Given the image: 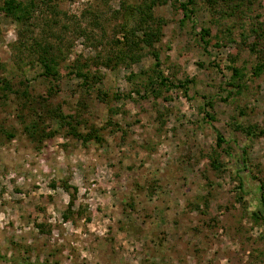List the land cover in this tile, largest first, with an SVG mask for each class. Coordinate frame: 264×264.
I'll list each match as a JSON object with an SVG mask.
<instances>
[{
    "label": "rangeland",
    "instance_id": "rangeland-1",
    "mask_svg": "<svg viewBox=\"0 0 264 264\" xmlns=\"http://www.w3.org/2000/svg\"><path fill=\"white\" fill-rule=\"evenodd\" d=\"M196 1L185 22L172 0L155 7L164 20L154 43L160 68L174 84L191 80L186 92L162 89L155 98L133 91L154 60L149 48L139 63L122 56L120 0H56L51 31L35 14L37 38L61 45L56 78L41 75L26 50L23 64L14 63L16 24L0 15V80L18 89L24 82L48 105L78 113L79 132L95 125L102 136L83 142L61 128L34 141L16 117L14 95L0 97V264H264V218L252 215L264 208V136L232 128H264V70L252 74L264 48L246 44L264 21V0L244 1L234 13ZM203 27L211 28L206 47ZM230 66L241 69L240 91ZM209 100L212 108L203 109ZM46 122V130L58 128ZM216 131L226 139L220 146Z\"/></svg>",
    "mask_w": 264,
    "mask_h": 264
},
{
    "label": "trees",
    "instance_id": "trees-1",
    "mask_svg": "<svg viewBox=\"0 0 264 264\" xmlns=\"http://www.w3.org/2000/svg\"><path fill=\"white\" fill-rule=\"evenodd\" d=\"M167 1L168 0H141L139 3L126 4L125 0H120V7L123 10L122 13L126 16L125 24H123V28H121L125 33L124 45L126 49L125 52L121 51L122 56L128 59L129 63H139L141 58L140 51H143L144 48H149L147 53H150L154 60L153 67L151 68L146 81L143 84L141 83L142 86L140 85L141 87H139V89L134 88L133 90L137 95H139L140 91H143V93L140 94V97H148L151 95L155 98L161 95L162 89L169 91V89L173 87H181L186 92L188 84L191 82L189 78H185L183 80H178L175 82L176 84H174V82L164 76L160 68L161 63L154 43L158 40L162 32L164 20L156 17L154 10L157 5L165 4ZM244 1L247 2L248 0H203V3H205L209 9L216 8V10H218L220 9L218 7H225L234 13V11L243 5ZM55 2L56 0H3L2 4H0V15L3 13L12 19L16 24L17 33L19 35L18 43L16 41L13 46L14 63L16 65L18 63L23 64L24 60L22 56L26 50L29 52L30 56L34 58L29 62L34 64L35 62H38L43 69L41 75L51 78L58 77V74L55 73L54 66L57 65V62L61 58V45L59 44L57 47H54L47 41L46 37L37 38V34L33 32L32 24L34 22L32 21L35 14L40 12L39 17L44 21L41 30L45 31L47 28V31H51L52 28H54L53 25L56 24L54 17L59 14ZM171 3L175 5L177 4L179 9L182 10V21L185 22V20H191L194 17L193 15L197 9L196 0H183V2L172 0ZM113 12L119 13V10H113ZM44 13H48V15L43 18L42 15ZM194 23L195 22L192 24L194 25ZM256 27V29L251 30L254 34L255 41L251 43L246 42L247 46H249L252 51L255 49H262L261 47L264 48V21L259 22V26ZM51 35H53V33ZM199 35V41H201L203 47H206L210 43L211 28L203 27ZM17 52H19V55H17ZM104 65L112 67L109 58L104 62ZM78 68L79 67H76V69ZM230 69L233 71L231 82H236V79L239 80L241 78V69H238L235 66H230ZM263 70L264 61L261 59L258 60L252 68V74L258 77ZM79 76L83 77L84 85H90L89 74L81 73ZM20 85L23 86V88H15L10 79L2 78L0 80V97L6 101L10 94L14 95L16 100V110L17 108L19 110L18 115L16 112V117L18 116V118H20L19 122L22 129L30 139L41 141L43 138H49L55 135L58 132V129L65 128L67 133L72 134L74 137H79L83 142L89 140H101L102 136L100 130L95 125H89L85 132H79L80 115L78 113L67 110L61 105L50 106L47 104L46 98L32 95L24 82H21ZM235 87H237V91H240L242 84L236 82ZM17 99L19 100L18 107ZM212 106L211 100L202 103L203 109L206 107L211 109ZM205 115L209 117L210 120L214 119L213 115L208 112H205ZM46 119L56 121L58 128L46 130ZM232 128L243 132L248 137L264 136V128L259 129L258 125L243 126L234 123ZM6 134L10 137L12 136L9 132ZM216 141L217 145L220 146L226 141V139L220 132L216 131ZM243 153L245 154L244 149ZM209 159L211 166L215 170H219L221 165L216 155H211ZM245 161L246 159H243L242 162L244 163ZM242 165L243 167H246L245 164ZM64 188H67V186ZM259 200L264 204V196L262 193H260ZM262 206L263 205L260 204L259 208L252 212L254 219L258 220L259 218H264L262 210L264 208H262ZM64 217H68L66 212H64Z\"/></svg>",
    "mask_w": 264,
    "mask_h": 264
}]
</instances>
